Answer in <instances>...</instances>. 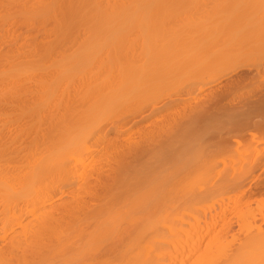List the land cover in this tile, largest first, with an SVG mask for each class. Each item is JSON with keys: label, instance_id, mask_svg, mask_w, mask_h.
<instances>
[{"label": "bare ground", "instance_id": "6f19581e", "mask_svg": "<svg viewBox=\"0 0 264 264\" xmlns=\"http://www.w3.org/2000/svg\"><path fill=\"white\" fill-rule=\"evenodd\" d=\"M251 65L262 0H0V264H264V152L242 168L205 143L169 154L215 109L191 89Z\"/></svg>", "mask_w": 264, "mask_h": 264}, {"label": "rangeland", "instance_id": "374dc122", "mask_svg": "<svg viewBox=\"0 0 264 264\" xmlns=\"http://www.w3.org/2000/svg\"><path fill=\"white\" fill-rule=\"evenodd\" d=\"M208 1V0H207ZM212 1V0H211ZM263 1V3H264V0H262ZM209 2H210V0H209ZM209 4H211V3H209ZM192 5V4H191ZM259 8V7H258ZM213 9V8H212ZM211 10V9H210ZM214 10V9H213ZM261 9L259 8V10L258 11H260ZM212 11V10H211ZM260 12H263V10H261ZM259 14V13H258ZM260 14H262V13H260ZM55 55H58L59 53H54ZM54 54H52L53 55V57H54ZM243 71V72H242ZM247 71V72H246ZM253 71V72H252ZM242 73V74H241ZM247 73V74H246ZM239 74L241 75V77L243 76V77H245V79L243 78H241L240 77V79H242L240 82H236L237 81V79L239 78L238 76H239ZM245 74V75H244ZM237 77V78H236ZM253 77V78H252ZM255 77V78H254ZM233 79L235 80V82L233 81ZM239 79V80H240ZM245 80V81H244ZM230 83H232L231 81H233L234 83H232V84H234V85H236L237 86V84H238V86H237V88L234 86V88H235V91H233V90H230V88L229 87H231V86H233L232 84L229 86L228 84H229V82ZM226 82H227V85H225L226 84ZM223 83V84H222ZM225 83V84H224ZM220 84H221V87L222 86H226V87H228L229 89L227 90V88H226V90L227 91H231V92H225L226 93V96H224L225 98H223V99H227V98H229V99H227L226 101H224L223 99H221V97H223V95H225V93H223V95H220L219 96V93L216 95L215 93H217L218 92V90L221 88L220 87ZM240 84V85H239ZM31 84H29V86H30ZM211 85L212 84H210V86H208V87H205V88H203V89H206V90H202L201 91V89H200V87H199V92H197V90H198V86H196V88H193V89H191V91L194 93H198L197 95H199V96H202V95H206V92L208 93V91L209 92H211V93H209L210 95L211 94H214L215 95V97H211V96H209V98H206L207 100L208 99H210V100H212L213 98H215V99H217V97H219V100H218V102H217V100H215L214 99V101L216 102H214V101H210L212 104H213V102H214V106L210 103V107H211V110H212V108L214 107L215 109H216V111H215V109L214 110H212V115H210L209 116V118L206 120V122H205V126H204V129L203 128H201L200 129V127H201V125H199L198 124V126H199V128H198V126H195V127H197L198 129H196V130H199L198 132H201V130H202V132H201V134L200 133H198V137H197V132H195L194 134H195V136L196 137H194V135L193 134H191V136L192 137H194V138H191V140H190V135H189V133L187 134V136L189 135L190 137H185L186 139H184L185 141H182L183 143L184 142H186V141H188V139L190 140V145L188 146V142H186V143H184L185 144V146H186V144H187V146H188V149L186 150V148H187V146L185 147L183 144H182V142H180L181 144H179V142H177L176 143V145L178 144V148H181V150H183L184 151V149L183 148H185V151L183 152V151H179V150H176V149H174V150H172V151H170L169 152V154L170 153H172V152H174L175 151V153H174V156H172V154H170V157L172 156V157H179L180 158V154L181 153H186L185 155H184V157H186V156H189V155H191L192 154V156H194L193 155V153H198L197 151H198V147H201V143H203V145L202 146H204L205 144H207V146L205 145V147H207L208 148V151H209V153H207L208 155L209 154H211V153H213V154H220V153H222V155H220V156H215L214 155V157L213 156H211L210 155V157H212V158H217L218 157V160L217 159H214L215 161H216V164H219V166H220V163H221V166L222 165H224V163L225 164H227V165H229V164H235V165H238V164H240L239 165V167L241 166V168L242 167H247L248 165L250 166V164H252V165H255V163H256V160L258 159V157L261 159L262 157H261V155L263 156V152H264V128H263V122H264V66H261V67H258V66H253V65H251L250 67L248 66V67H243V68H239V69H237L236 71H235V73L233 72V74L231 73L230 74V77L227 75L226 76V78L224 77L223 79H221V83H220V81L219 82H217L216 84L215 83H213V85H212V87H211ZM219 85V86H218ZM199 86H201V85H199ZM217 86V87H216ZM223 87V88H224ZM246 87V88H245ZM31 88L32 89H34V87L33 86H31ZM214 88H216V90H217V88H219L217 91L214 89V91H215V93H213L214 91H212ZM232 88V87H231ZM258 88V89H257ZM197 89V90H196ZM211 89V90H210ZM237 89V90H236ZM196 90V91H195ZM259 90V91H258ZM191 91H188V94H186L185 95V93H187L186 92V90L185 91H183L184 92V95L185 96H187V95H189V92H191ZM261 91V92H260ZM232 92H233V94H234V96H233V94H232ZM242 92V93H241ZM251 92V93H250ZM194 93V94H195ZM229 93H230V95H229ZM228 94V95H227ZM231 94H232V97H231ZM260 94V95H259ZM204 95V96H205ZM190 96V95H189ZM189 96H188V98H189ZM193 96V95H192ZM203 96V97H204ZM227 96H229V97H227ZM243 98H242V97ZM192 97L190 96V98L189 99H191ZM237 98V99H236ZM189 99H187V100H189ZM202 99V98H201ZM206 99H204V100H206ZM222 100V104H221V100ZM261 99H262V101H261ZM192 100V99H191ZM191 100H189V101H191ZM240 100V101H239ZM183 102V103H182ZM204 102V101H203ZM209 102V101H208ZM220 102V103H219ZM258 103V104H257ZM259 103H263L262 105H260ZM190 104V102L188 103V102H186V100H182V101H180L179 103H175V104H173V106L171 107L170 106V108H172L171 110H173L174 112H176V115L178 114V112L177 111H179V112H184V111H186V109H189V105ZM219 104H221V106L219 105ZM228 107V109H227V107H226V109H225V105ZM231 104V105H230ZM256 104V105H255ZM178 105H180V108L181 107H183V108H181V110H180V108L178 107ZM185 105V106H184ZM188 105V106H187ZM222 105L224 106L223 108H222ZM187 106V107H186ZM217 106H218V108H217ZM244 108H243V107ZM247 106H250L249 107V110L248 109H246L247 108ZM185 107V108H184ZM219 107H221L222 109H225V110H222V109H220ZM229 107H231L230 109H229ZM233 107V108H232ZM240 107H241V109L243 108V110H241L240 109ZM169 107L167 108V109H164V111H162L161 113L162 114H164V115H162L161 113H159V114H161V115H154L153 117H155V116H157L156 118H153V120L152 119H148L147 120V122H146V120H144L143 122H139V123H137L138 125H136L135 127H134V130H133V132L134 131H138V130H141V129H145L147 126H149L150 124H151V126H152V124L153 125H157V124H160L161 122H163V121H165V118L164 117H166V119H168L167 118V116H166V114L165 113H163V112H167V115H169L170 117H172L171 115H173V111H172V113L170 112V111H168V109H170ZM176 108H178L177 110H174V109H176ZM220 109V111L218 112L217 110H219ZM234 110L233 112H232V110ZM244 109H246V113L244 112L243 113V111H245ZM184 110V111H183ZM221 110H222V112H221ZM230 110V111H229ZM239 111V113H237ZM213 112H214V114H213ZM221 112V113H220ZM227 112H228V114H227ZM229 112H230V114H229ZM171 113V114H170ZM215 113H217L218 114V117H217V114H215ZM223 115V116H225V118L223 117L222 118V116L220 115ZM223 113V114H222ZM234 113H236L235 115H234ZM243 113V115H241ZM224 114H226V115H228V120H227V116L226 115H224ZM238 114V115H237ZM240 114V115H239ZM245 114V115H244ZM174 115H175V113H174ZM173 115V116H174ZM214 115L216 116V117H214ZM219 115L221 116L220 118H219ZM234 116V119L231 117V116ZM140 116V118H141V116H143V114H140L139 115ZM138 116V117H139ZM160 116H163V117H160ZM237 116V117H236ZM245 116V117H244ZM17 116H15L14 118H16ZM138 117L136 118V119H138ZM229 117H231V118H229ZM240 119H239V118ZM29 118V119H28ZM30 118L31 117H28L27 116V118L26 119H28L29 120V122L30 123H32L33 121H35V120H37V119H32V120H30ZM139 118V119H140ZM158 118H160V119H158ZM162 118H163V120H162ZM236 118L238 119V120H236ZM258 118V119H257ZM156 121H155V120ZM224 119L226 120V122L224 121ZM150 120H151V122H150ZM162 120V121H161ZM223 120V121H222ZM232 122H230V121ZM242 120V121H241ZM20 121V120H19ZM149 121V122H148ZM245 121V122H244ZM155 122V123H154ZM260 123V125H258V123ZM261 122H262V124H261ZM147 123H150L149 125H147ZM226 123V124H225ZM38 124V123H37ZM142 124H143V126H142ZM145 124V125H144ZM229 126H228V125ZM238 124V125H237ZM250 124V125H249ZM256 124V126H254ZM34 125H36V123L34 124ZM140 125L142 126V127H144L145 126V128H140ZM147 125V126H146ZM207 125V126H206ZM258 125V126H257ZM263 125V126H262ZM15 126H17V125H15ZM14 125H13V127H15ZM138 126V127H137ZM202 126V127H203ZM237 126V127H236ZM194 126H193V128H195ZM220 127H223V128H220ZM233 129H231V128ZM239 127V128H238ZM262 127V128H261ZM192 128V130H194ZM225 128V129H224ZM227 128H229L228 130L230 131V133H229V131H227ZM243 128V129H242ZM257 130H256V129ZM244 129H245V131H244ZM255 129V130H254ZM252 130H253V132L254 131H256L258 134H260V136H261V132H262V136H261V139L258 141L257 140V143H254V141H253V139H249V138H252L253 136L251 135V132H252ZM243 131V132H242ZM189 132L191 133V129L189 130ZM193 132V131H192ZM248 132H250V133H248ZM255 132V133H256ZM217 133V134H216ZM243 133V134H242ZM111 134V135H110ZM112 134H114V135H112ZM116 132L114 131V133H113V131H111V133H109V135L111 136V138H110V136L108 135L107 137H109L108 139H112L113 138V136H116ZM128 134H130V133H123L122 134V137H124L125 135H128ZM228 134H230V135H228ZM244 134H245V137L247 138V139H249L248 141H247V139H244L245 137H244ZM257 134V135H258ZM207 135V136H206ZM212 135V136H211ZM234 135V136H233ZM247 135V136H246ZM250 135V136H249ZM238 136V137H237ZM259 136V137H260ZM35 137V135L34 134H32V133H30L29 134V139H31V138H34ZM127 137V136H126ZM216 137V138H215ZM226 137V138H225ZM249 137V138H248ZM263 137V138H262ZM188 138V139H187ZM208 138H209V140L210 141H208ZM236 138H237V140H236ZM124 139H125V137H124ZM196 139V140H195ZM222 139V140H221ZM240 139H242V141L240 142L239 140ZM204 140H206V142L204 141ZM91 141H93V140H90V143L88 142V145L89 144H91L92 142ZM110 141V140H109ZM93 142H96V141H93ZM198 142V143H197ZM239 142L241 143V144H239ZM244 142V143H243ZM247 142V143H246ZM251 142V143H250ZM97 143V142H96ZM95 143V145H96V147L94 146V143L92 144L94 147H91L90 149H92V148H95V149H93V150H91L92 152H94V150H95V152H96V154H94V155H96L97 157L100 155L99 153H101V150L103 149V145H101V144H99L100 146V148L98 147V145ZM195 143V144H194ZM205 143V144H204ZM209 143V144H208ZM254 143V144H253ZM263 143V144H262ZM103 144V143H102ZM201 144V145H200ZM219 144V145H218ZM258 144V145H257ZM91 145V146H92ZM106 145V144H105ZM176 145H175V147H176ZM198 145H200V146H198ZM209 145H210V147H211V145H213V146H216V145H218V146H216V147H218V148H214V147H211V150L212 151H210V147H209ZM222 145V147H220ZM249 145V146H248ZM184 146V147H183ZM192 146V147H191ZM223 146H225V147H223ZM238 146H239V148H238ZM243 146V147H242ZM262 146V147H261ZM197 147V148H196ZM226 147H228L227 149H225ZM96 148H98V151H96ZM194 148H196V150H195V152H194ZM213 148L214 149H218L217 151H213ZM237 148V149H236ZM192 149V150H191ZM221 149V150H220ZM171 150V149H170ZM242 150V151H241ZM247 152H246V151ZM251 150V151H250ZM100 151V152H99ZM176 151H178V153H179V155H178V153H177V155H176ZM193 151V152H192ZM207 150H206V152H208ZM219 151H221V152H219ZM239 151V152H238ZM259 151V152H258ZM94 152V153H95ZM97 152H99V153H97ZM191 152V153H190ZM211 152V153H210ZM219 152V153H218ZM262 152V153H261ZM82 154H83V157H84V154H86L85 153V151H84V153L82 152ZM98 154V155H97ZM168 154V155H169ZM212 154V155H213ZM230 154V155H229ZM242 155V156H241ZM259 155V156H258ZM11 154L10 153H2V156H1V159H0V161L2 160V162L1 163H8L9 161H11V160H13V159H11ZM87 155H85V157H86ZM223 156V157H222ZM231 156V157H230ZM3 157V158H2ZM82 157V158H83ZM87 158V157H86ZM241 158V159H240ZM224 159H226V160H224ZM86 160V164H89L90 163V161H89V163H88V158L87 159H85ZM150 160V159H149ZM224 160V161H223ZM240 160V161H239ZM145 161H147L148 162V159L147 160H145ZM217 161H218V163H217ZM227 161V162H226ZM258 161H259V159H258ZM91 162L92 163H94V159L93 160H91ZM220 162V163H219ZM240 162V163H239ZM251 162V163H250ZM254 162V163H253ZM82 164V163H81ZM83 164H85V163H83ZM83 164L81 165V169H82V166H83ZM257 164V163H256ZM259 164V163H258ZM260 164H261V166H263V167H261V170L259 171V172H257V174H255L254 175V177L255 178H259V176H260V179L261 180H263L262 179V177H264V162L262 161V163L260 162ZM263 164V165H262ZM233 165H230V166H233ZM242 165H244V166H242ZM247 165V166H246ZM236 167V166H235ZM238 167V168H239ZM83 168H84V166H83ZM87 168V167H86ZM88 169H89V167L86 169L87 171H86V173H89L88 172ZM91 169V168H90ZM90 169H89V171H90ZM263 170V171H262ZM91 171H92V169H91ZM261 172H263V174L261 173ZM260 173V174H259ZM261 175H262V177H261ZM257 176V177H256ZM73 191H74V189L72 188V187H70V188H67L66 190H65V192H64V194H62V198L61 197H59V196H61V195H59L58 197L59 198H57V203L56 204H59V202H67V201H69L70 200V198H71V196H72V193H73ZM255 196V198L253 199L254 201H252V207H253V209H254V207L256 208L257 207V205H258V207H261V208H264V207H262V204L264 205V192H259V193H257V194H255L254 195ZM263 196V197H262ZM257 197V198H256ZM62 199V200H61ZM259 199V200H258ZM59 200H61V201H59ZM258 202H257V201ZM210 202H212V201H210ZM259 202L261 203L262 202V204H260L259 205ZM210 204V203H209ZM211 204H213V202L211 203ZM256 210V209H255ZM257 211H258V208H257ZM264 211V210H263ZM236 221H237V219H235ZM234 220V222L232 223L233 224V228L235 229V231H237L238 229H239V227H238V225L239 224H237L238 222H236ZM235 225V226H234ZM263 226H264V224H263ZM232 228V229H233ZM238 228V229H237ZM234 229H233V231H234Z\"/></svg>", "mask_w": 264, "mask_h": 264}]
</instances>
